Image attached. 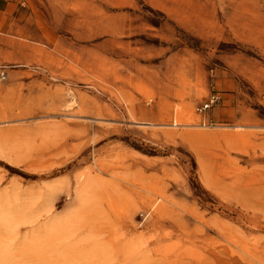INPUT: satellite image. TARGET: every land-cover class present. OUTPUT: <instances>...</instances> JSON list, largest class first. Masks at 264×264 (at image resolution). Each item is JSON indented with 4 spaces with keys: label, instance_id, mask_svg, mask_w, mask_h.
I'll return each mask as SVG.
<instances>
[{
    "label": "rangeland",
    "instance_id": "obj_1",
    "mask_svg": "<svg viewBox=\"0 0 264 264\" xmlns=\"http://www.w3.org/2000/svg\"><path fill=\"white\" fill-rule=\"evenodd\" d=\"M0 65V264H264V0H0Z\"/></svg>",
    "mask_w": 264,
    "mask_h": 264
},
{
    "label": "crops",
    "instance_id": "obj_2",
    "mask_svg": "<svg viewBox=\"0 0 264 264\" xmlns=\"http://www.w3.org/2000/svg\"><path fill=\"white\" fill-rule=\"evenodd\" d=\"M6 67L7 66H5V65H0V73H4L5 74V76H6V78H7V76H8V71L6 70ZM6 78H5V80H6ZM5 80H3V81H5ZM3 81H0V82H3ZM214 94H216L218 97H219V99L216 101V103H214L210 108H208V109H205V110H203L204 111V113H206L207 111H209L210 112V110L214 107V106H216L218 103H220V101L222 100V94L220 93V91H218V90H214V92H212V93H210L209 94V96H208V98H207V100H206V102L203 104V105H205L208 101H209V99L211 98V96L212 95H214ZM208 119H206L205 120V124H204V126L205 127H208V126H212L213 124H211V123H209V122H213V121H211V120H209V116L207 117Z\"/></svg>",
    "mask_w": 264,
    "mask_h": 264
},
{
    "label": "built area",
    "instance_id": "obj_3",
    "mask_svg": "<svg viewBox=\"0 0 264 264\" xmlns=\"http://www.w3.org/2000/svg\"><path fill=\"white\" fill-rule=\"evenodd\" d=\"M5 78H6L5 74L3 72L0 73V81L5 80ZM218 99L219 97L216 94L212 95L209 101L205 105H203L202 109L205 110L210 108L214 103H216Z\"/></svg>",
    "mask_w": 264,
    "mask_h": 264
},
{
    "label": "bare ground",
    "instance_id": "obj_4",
    "mask_svg": "<svg viewBox=\"0 0 264 264\" xmlns=\"http://www.w3.org/2000/svg\"><path fill=\"white\" fill-rule=\"evenodd\" d=\"M84 183H85V185H82L83 188L82 187L79 188L78 191L76 192L78 198L82 196V190H86L87 188H89V184L91 183V178L86 179ZM47 242H49V241H47Z\"/></svg>",
    "mask_w": 264,
    "mask_h": 264
}]
</instances>
